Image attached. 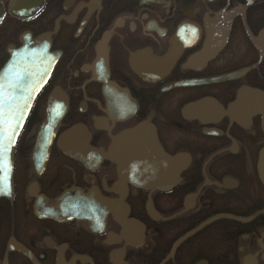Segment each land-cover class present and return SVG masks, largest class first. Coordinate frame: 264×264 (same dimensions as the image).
<instances>
[{"label": "flooded vegetation", "instance_id": "af4514ba", "mask_svg": "<svg viewBox=\"0 0 264 264\" xmlns=\"http://www.w3.org/2000/svg\"><path fill=\"white\" fill-rule=\"evenodd\" d=\"M38 1H2L0 68L26 31L56 62L0 176V264H264V0Z\"/></svg>", "mask_w": 264, "mask_h": 264}, {"label": "water", "instance_id": "95a60500", "mask_svg": "<svg viewBox=\"0 0 264 264\" xmlns=\"http://www.w3.org/2000/svg\"><path fill=\"white\" fill-rule=\"evenodd\" d=\"M3 0H0V20L4 14ZM41 1L11 0L10 12L19 17L34 14ZM253 40H257L253 37ZM21 45H9V57L0 68V176L12 166V151L18 135L29 115L34 100L47 82L56 58L50 52V42L46 35L33 38L29 31L20 36ZM258 105L263 110L264 98ZM62 114L51 109L44 120L38 140L52 139ZM141 126L125 132L121 139L139 138ZM149 136L147 135V139ZM157 140L156 135L151 136ZM160 146L159 143H156ZM258 169L264 182V149L260 153ZM11 173V172H10ZM10 177V174H9ZM246 259L244 264H249Z\"/></svg>", "mask_w": 264, "mask_h": 264}, {"label": "trees", "instance_id": "16d2710c", "mask_svg": "<svg viewBox=\"0 0 264 264\" xmlns=\"http://www.w3.org/2000/svg\"><path fill=\"white\" fill-rule=\"evenodd\" d=\"M3 22L0 24V30H1V26H2ZM5 52V49H0V56Z\"/></svg>", "mask_w": 264, "mask_h": 264}]
</instances>
